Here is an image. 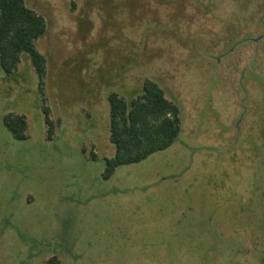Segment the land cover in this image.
I'll use <instances>...</instances> for the list:
<instances>
[{
	"label": "rangeland",
	"instance_id": "rangeland-1",
	"mask_svg": "<svg viewBox=\"0 0 264 264\" xmlns=\"http://www.w3.org/2000/svg\"><path fill=\"white\" fill-rule=\"evenodd\" d=\"M25 4L46 79L42 95L26 56L0 68V264H264V0ZM145 79L180 107L179 136L104 180L107 96Z\"/></svg>",
	"mask_w": 264,
	"mask_h": 264
},
{
	"label": "trees",
	"instance_id": "trees-1",
	"mask_svg": "<svg viewBox=\"0 0 264 264\" xmlns=\"http://www.w3.org/2000/svg\"><path fill=\"white\" fill-rule=\"evenodd\" d=\"M47 25L45 19L28 8L25 0H0V68L12 74L26 56L38 79V90L43 95L46 79V59L35 48ZM109 142L114 155L104 160L102 177L108 180L122 166L140 163L174 144L181 129L180 107L169 101L157 83L145 79L140 92L130 101L110 93ZM44 103V102H43ZM47 138L53 134L55 123L49 118V110L42 107ZM4 127L18 141L27 138V122L24 115L7 114ZM92 160L96 156L90 154ZM46 264H61L56 257Z\"/></svg>",
	"mask_w": 264,
	"mask_h": 264
},
{
	"label": "water",
	"instance_id": "water-1",
	"mask_svg": "<svg viewBox=\"0 0 264 264\" xmlns=\"http://www.w3.org/2000/svg\"><path fill=\"white\" fill-rule=\"evenodd\" d=\"M259 40H260V39H259ZM251 41L255 43V42L258 41V40H251Z\"/></svg>",
	"mask_w": 264,
	"mask_h": 264
},
{
	"label": "crops",
	"instance_id": "crops-1",
	"mask_svg": "<svg viewBox=\"0 0 264 264\" xmlns=\"http://www.w3.org/2000/svg\"><path fill=\"white\" fill-rule=\"evenodd\" d=\"M33 70V69H32Z\"/></svg>",
	"mask_w": 264,
	"mask_h": 264
}]
</instances>
